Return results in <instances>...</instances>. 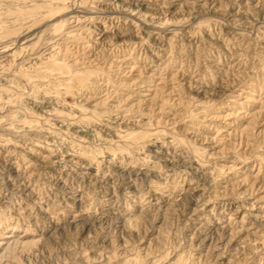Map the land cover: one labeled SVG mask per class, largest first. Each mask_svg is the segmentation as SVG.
Instances as JSON below:
<instances>
[{
    "label": "rangeland",
    "instance_id": "obj_1",
    "mask_svg": "<svg viewBox=\"0 0 264 264\" xmlns=\"http://www.w3.org/2000/svg\"><path fill=\"white\" fill-rule=\"evenodd\" d=\"M0 256L264 264V0H0Z\"/></svg>",
    "mask_w": 264,
    "mask_h": 264
},
{
    "label": "bare ground",
    "instance_id": "obj_2",
    "mask_svg": "<svg viewBox=\"0 0 264 264\" xmlns=\"http://www.w3.org/2000/svg\"><path fill=\"white\" fill-rule=\"evenodd\" d=\"M12 239V237H10V236H7V237H5V238H3V241H2V244H1V246L2 245H7L6 247H8L7 249H4L6 252H10V251H12V248H14V246L16 245L17 246V244H15L13 241H10ZM15 239V238H14ZM21 242H19V244H20ZM23 245V244H22ZM25 246V245H24ZM3 247V246H2ZM5 247V248H6ZM19 247V246H18ZM21 248V247H20ZM10 250V251H9ZM3 253V256H4V254H5V252L3 251L2 252ZM3 256H0L1 258H0V261L1 260H3ZM5 258V257H4ZM2 263H3V261H2ZM1 264V263H0Z\"/></svg>",
    "mask_w": 264,
    "mask_h": 264
}]
</instances>
